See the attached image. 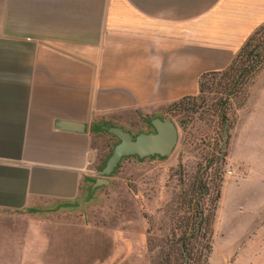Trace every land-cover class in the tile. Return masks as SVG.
<instances>
[{"label": "crops", "instance_id": "obj_1", "mask_svg": "<svg viewBox=\"0 0 264 264\" xmlns=\"http://www.w3.org/2000/svg\"><path fill=\"white\" fill-rule=\"evenodd\" d=\"M262 22L264 0H0V209L77 199L105 124L196 94ZM237 113L208 264H264V67Z\"/></svg>", "mask_w": 264, "mask_h": 264}, {"label": "rangeland", "instance_id": "obj_2", "mask_svg": "<svg viewBox=\"0 0 264 264\" xmlns=\"http://www.w3.org/2000/svg\"><path fill=\"white\" fill-rule=\"evenodd\" d=\"M218 78L209 79L210 89L197 99L199 111L190 115L178 109L166 111L165 107L158 114L178 127V140L167 155L124 156L107 175V182L93 188L84 183L78 198L68 204L0 209V264H158L167 246L164 234L173 225V212L181 216L185 209L179 204L180 191L199 166V172L205 171L211 150L208 143L219 133L215 117L208 114L212 100L221 94L216 91ZM252 84L246 82L233 98L232 120L236 121ZM152 115L126 113L111 124L135 135L152 129ZM102 134L96 147L106 154L118 139L107 130ZM224 158L223 177L228 161L226 155ZM215 168L212 164L203 177ZM97 175L95 170L94 177ZM209 196L203 199L207 206ZM217 240L215 237L214 245H221Z\"/></svg>", "mask_w": 264, "mask_h": 264}, {"label": "trees", "instance_id": "obj_3", "mask_svg": "<svg viewBox=\"0 0 264 264\" xmlns=\"http://www.w3.org/2000/svg\"><path fill=\"white\" fill-rule=\"evenodd\" d=\"M264 67V22L258 25L246 38L230 62L220 70L204 71L198 76V94L183 95L166 106V111L178 109L190 115L199 111L197 99L201 93L210 89L209 79L219 76L216 83L219 88L216 90L221 94L216 96L211 102V110L208 114L215 117V123L219 133L213 135L209 146L211 150L206 155V169L213 164L216 168L211 175L199 172L201 166L197 168L193 176L188 181L185 188L180 191L181 206L183 214L180 216L173 212V225L164 234L167 246L161 252L158 264H184L187 256V264H208V257L212 251L213 222L220 196V185L223 179L221 171L224 157L227 153V143L230 136L229 130L233 121L230 118L229 110L233 98L246 82H253L256 74ZM215 91V92H216ZM202 110H200L201 112ZM155 116V115H152ZM227 122V139L224 156L219 157L223 137L224 125ZM183 120L179 122L182 126ZM111 148L102 158L99 168L109 155ZM219 151V154L216 152ZM123 158V157H122ZM224 158V159H223ZM208 173V172H207ZM208 177V179H207ZM181 180V178H180ZM212 191V196H209ZM184 194V195H182ZM208 198V206L203 202ZM68 204L70 202H58V204ZM178 214V215H176ZM172 217V216H171Z\"/></svg>", "mask_w": 264, "mask_h": 264}, {"label": "water", "instance_id": "obj_4", "mask_svg": "<svg viewBox=\"0 0 264 264\" xmlns=\"http://www.w3.org/2000/svg\"><path fill=\"white\" fill-rule=\"evenodd\" d=\"M152 129L139 131L133 135L129 130L118 124H105L104 129L117 137L111 148L109 155L104 160L103 165L97 170L98 175L91 183V188L100 183L108 181L109 175L117 166L120 159L127 155L144 157L147 155L164 156L171 152L178 140V127L170 119L155 115L150 119ZM227 139V122L224 125L221 152L219 157L224 156ZM187 264V256L185 262Z\"/></svg>", "mask_w": 264, "mask_h": 264}, {"label": "built area", "instance_id": "obj_5", "mask_svg": "<svg viewBox=\"0 0 264 264\" xmlns=\"http://www.w3.org/2000/svg\"><path fill=\"white\" fill-rule=\"evenodd\" d=\"M226 173L227 174H234V171L232 168H226Z\"/></svg>", "mask_w": 264, "mask_h": 264}]
</instances>
